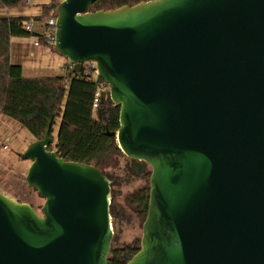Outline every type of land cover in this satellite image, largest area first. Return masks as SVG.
Here are the masks:
<instances>
[{
    "label": "water",
    "instance_id": "95a60500",
    "mask_svg": "<svg viewBox=\"0 0 264 264\" xmlns=\"http://www.w3.org/2000/svg\"><path fill=\"white\" fill-rule=\"evenodd\" d=\"M62 0L54 52L94 63L118 106L106 133L148 207L126 264H264V0H152L91 12ZM17 154L41 213L0 192V264H108L110 180L52 150Z\"/></svg>",
    "mask_w": 264,
    "mask_h": 264
},
{
    "label": "trees",
    "instance_id": "16d2710c",
    "mask_svg": "<svg viewBox=\"0 0 264 264\" xmlns=\"http://www.w3.org/2000/svg\"><path fill=\"white\" fill-rule=\"evenodd\" d=\"M148 1L152 0H96L90 11H113ZM59 3L58 0H52L42 5L39 17L0 18V113L26 129L34 141L42 139L49 125L52 137L56 127V140L52 149L61 159L90 164L100 170L106 156L121 154L114 138L106 135L118 129L119 108L110 100L104 81L84 71L74 74L67 72L56 77L25 78L21 66L10 62V43L14 38H33L40 46L53 50V45L40 34L27 32L25 24L29 21L44 22L55 17ZM27 6L28 0H0V9ZM97 93L98 103L94 107ZM148 194L149 189L142 188L133 196L142 219L147 213ZM137 250L131 247L111 249L108 264H126Z\"/></svg>",
    "mask_w": 264,
    "mask_h": 264
},
{
    "label": "rangeland",
    "instance_id": "374dc122",
    "mask_svg": "<svg viewBox=\"0 0 264 264\" xmlns=\"http://www.w3.org/2000/svg\"><path fill=\"white\" fill-rule=\"evenodd\" d=\"M32 8L33 6H28ZM8 8L0 9V18L7 17ZM33 33L42 35L44 29L40 22H34ZM23 44V53L28 54L31 49L28 46L34 41L33 38L19 39ZM55 60V66L58 69L57 76H63L65 73L61 68L64 58L57 54L51 56ZM22 57L24 72L28 75L33 61ZM21 59V60H22ZM49 57H43L41 64L45 67L52 63ZM15 60V59H14ZM20 64V65H21ZM32 64V65H31ZM36 67L33 69H37ZM57 128L54 127L52 140H56ZM34 141L30 133L21 128L20 125L9 117L0 113V192L2 191L11 199H18L20 202L30 205L38 214L41 213V207L44 200L41 199L36 191L29 188L25 183V177L30 163L22 161L17 154L23 153L26 148ZM54 144L51 148H53ZM53 150V149H52ZM129 160L121 153H111L106 156L100 170L104 175L115 179L110 185V214L113 237L111 249L139 248L142 235V224L144 219L139 217L137 205L133 201V196L142 188H148L149 174L134 178L127 172Z\"/></svg>",
    "mask_w": 264,
    "mask_h": 264
},
{
    "label": "crops",
    "instance_id": "0c3cea01",
    "mask_svg": "<svg viewBox=\"0 0 264 264\" xmlns=\"http://www.w3.org/2000/svg\"><path fill=\"white\" fill-rule=\"evenodd\" d=\"M51 1L52 0H28V6H33L32 8L28 6L24 8H8L6 11V13H8L7 17H26V18L39 17L41 15V6L47 5ZM58 1L61 2L62 0H58ZM34 41L31 42L30 45H28L29 47L30 46H33V47H30L31 51L28 54H26V53H23V44L21 43V41H19L18 38L12 39L10 43V62L11 64L21 66L22 74H23V77L25 78L56 77L58 75V69L55 66V63L57 61L55 62V60L53 61L51 59L52 58L51 56H53L56 53L49 47H44L40 45L35 46ZM22 57H26L25 58L26 60L30 59L31 61H33V64L36 63L34 64L36 67H40V68L33 69L36 67H34L31 64L32 71L28 70V75H26L24 72L25 67L21 64L23 61ZM43 57H49L52 63L44 67L41 64ZM59 64H61L62 66L61 69L64 71V68L67 65V60L63 61L62 63L59 62Z\"/></svg>",
    "mask_w": 264,
    "mask_h": 264
},
{
    "label": "built area",
    "instance_id": "2783aa9c",
    "mask_svg": "<svg viewBox=\"0 0 264 264\" xmlns=\"http://www.w3.org/2000/svg\"><path fill=\"white\" fill-rule=\"evenodd\" d=\"M55 21H56V16L49 18L44 22H40V24H42V27L44 29V33L41 36L51 45H53L55 38ZM33 28H34V21H29L25 24V30L27 32L32 33ZM34 45L35 46L39 45L37 40L34 41ZM72 67L73 65L67 62V65L64 68L65 73L72 72ZM81 71H84V73L88 75H97L96 67L94 63L88 62L83 64ZM93 103H94V107H96L98 103V93L95 94V99Z\"/></svg>",
    "mask_w": 264,
    "mask_h": 264
},
{
    "label": "flooded vegetation",
    "instance_id": "af4514ba",
    "mask_svg": "<svg viewBox=\"0 0 264 264\" xmlns=\"http://www.w3.org/2000/svg\"><path fill=\"white\" fill-rule=\"evenodd\" d=\"M129 165H130V160H129ZM127 172H128V174H129L130 176H132V177H134V178H138V177H141V176L145 175V174L148 172V170H147L145 173L139 175V174H137V172H136L134 169H132L130 166H128ZM102 174H103V173H102ZM103 175H104V174H103ZM104 176L107 177V178L110 180V185H111V183L115 180V179H112V177H110V176H108V175H104Z\"/></svg>",
    "mask_w": 264,
    "mask_h": 264
}]
</instances>
